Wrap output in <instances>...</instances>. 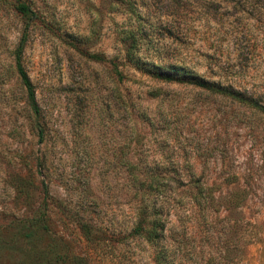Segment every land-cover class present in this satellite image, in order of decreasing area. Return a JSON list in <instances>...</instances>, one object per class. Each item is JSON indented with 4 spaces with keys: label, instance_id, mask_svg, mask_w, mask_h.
<instances>
[{
    "label": "rangeland",
    "instance_id": "obj_1",
    "mask_svg": "<svg viewBox=\"0 0 264 264\" xmlns=\"http://www.w3.org/2000/svg\"><path fill=\"white\" fill-rule=\"evenodd\" d=\"M136 30L144 61L264 105V0H0V264H155L133 231L155 195L134 174H177L159 203L176 264H230L253 223L264 235V113L137 71L121 41ZM25 31L38 116L15 67ZM192 174L213 204L195 202ZM245 253L264 264V242Z\"/></svg>",
    "mask_w": 264,
    "mask_h": 264
},
{
    "label": "trees",
    "instance_id": "obj_2",
    "mask_svg": "<svg viewBox=\"0 0 264 264\" xmlns=\"http://www.w3.org/2000/svg\"><path fill=\"white\" fill-rule=\"evenodd\" d=\"M16 8L23 16L29 19L32 18L33 12L25 4L20 3ZM136 32L137 30L131 32L125 37H121V41L126 44L124 53L126 62L137 71L151 76L152 78H155L161 82L189 84L203 89L209 93L230 98L239 104L264 113V105H262L256 97L248 94L246 91L243 92L236 89L233 85L222 83L220 80H208L197 75L194 71L180 65L162 67L144 61L142 57L139 56L138 46L141 38H138ZM25 42L26 31L23 33L19 46L15 51V67L22 84L26 89L29 105L33 113L38 116L39 107L36 101L34 86L22 65V53ZM96 57L97 56H95V58ZM114 72L115 75L118 76L119 80H122L123 75L116 66L114 68ZM176 177L177 174L172 176L170 174L164 175L158 173L140 179L136 178V175L134 174V179L139 181V189L144 192L147 191L149 194L155 195V206L154 203L150 204V202H142L141 206L138 208L136 212L135 227L133 230L138 236L142 237L148 243L155 244V264H176L169 257V250L167 246L162 244L166 229L163 216V207L159 204L161 201L160 198L164 197V195L170 190L166 180L170 179L172 181H176ZM188 183L190 188L195 193V202L197 204H213L215 202L216 196L213 187L202 184L200 180L195 179L193 174L189 176ZM246 199L247 195H245V191L237 190L231 193L228 198H226L225 203L229 204V209H234L241 207ZM251 226L252 232L249 239H245V237H239V242H243V246L241 251L235 255V260L230 261V264H248V261H245L244 259V256L246 255L245 249L252 245L260 246L264 242V235L263 231L260 229V225L255 222ZM261 257L262 262L264 263V253ZM229 260L230 259L227 258L226 261Z\"/></svg>",
    "mask_w": 264,
    "mask_h": 264
}]
</instances>
